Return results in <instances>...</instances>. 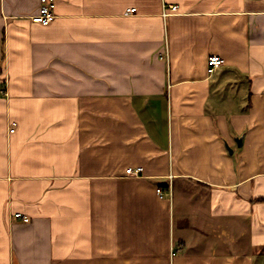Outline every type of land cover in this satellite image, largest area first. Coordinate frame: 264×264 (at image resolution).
I'll return each mask as SVG.
<instances>
[{
    "label": "crops",
    "instance_id": "0c3cea01",
    "mask_svg": "<svg viewBox=\"0 0 264 264\" xmlns=\"http://www.w3.org/2000/svg\"><path fill=\"white\" fill-rule=\"evenodd\" d=\"M39 5L0 0V264H264V0Z\"/></svg>",
    "mask_w": 264,
    "mask_h": 264
},
{
    "label": "built area",
    "instance_id": "2783aa9c",
    "mask_svg": "<svg viewBox=\"0 0 264 264\" xmlns=\"http://www.w3.org/2000/svg\"><path fill=\"white\" fill-rule=\"evenodd\" d=\"M56 1L57 0H40L38 12L32 16V20L36 23L49 24L56 19ZM178 5H172L171 9L173 11H178ZM136 9H132L134 12ZM225 64V59L219 55L213 54L208 58V72L213 73L219 67ZM15 129L11 131L14 132ZM142 172V167L138 168H128L127 174L129 176H138ZM158 192L161 196L164 195V190L160 187ZM17 218H21L23 221L28 222L30 218L23 213H16Z\"/></svg>",
    "mask_w": 264,
    "mask_h": 264
},
{
    "label": "water",
    "instance_id": "95a60500",
    "mask_svg": "<svg viewBox=\"0 0 264 264\" xmlns=\"http://www.w3.org/2000/svg\"><path fill=\"white\" fill-rule=\"evenodd\" d=\"M239 143L241 144V140L239 141ZM230 151H231V149H230Z\"/></svg>",
    "mask_w": 264,
    "mask_h": 264
}]
</instances>
